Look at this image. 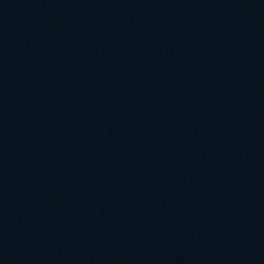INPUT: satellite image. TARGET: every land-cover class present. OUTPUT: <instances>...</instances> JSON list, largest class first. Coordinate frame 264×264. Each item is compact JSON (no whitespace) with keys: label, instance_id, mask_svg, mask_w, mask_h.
I'll use <instances>...</instances> for the list:
<instances>
[{"label":"water","instance_id":"95a60500","mask_svg":"<svg viewBox=\"0 0 264 264\" xmlns=\"http://www.w3.org/2000/svg\"><path fill=\"white\" fill-rule=\"evenodd\" d=\"M0 264H264V0H0Z\"/></svg>","mask_w":264,"mask_h":264}]
</instances>
